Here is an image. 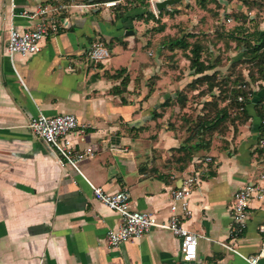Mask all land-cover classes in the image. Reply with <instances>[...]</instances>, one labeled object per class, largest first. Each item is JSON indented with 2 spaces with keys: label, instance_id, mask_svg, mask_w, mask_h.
Segmentation results:
<instances>
[{
  "label": "crops",
  "instance_id": "obj_1",
  "mask_svg": "<svg viewBox=\"0 0 264 264\" xmlns=\"http://www.w3.org/2000/svg\"><path fill=\"white\" fill-rule=\"evenodd\" d=\"M108 1L118 4L46 19L58 30L41 51L10 60L9 28L30 30L36 22L20 13L102 2L14 0L12 11L9 0H0V264H247L221 243L264 264V200L249 202L243 233L230 237L235 193L264 174V151L257 144L264 81L251 85L248 119L202 129L199 136L192 126L207 113L209 97L196 95L206 86L176 100L195 77L192 71L182 79L176 76L180 72H161L160 38L151 42L146 34L159 15L145 5L125 12L130 7L125 0ZM146 11L154 19L137 18ZM95 42L109 49L106 61H88ZM215 70L221 77L229 73ZM227 102H218L219 110ZM40 113L70 114L85 125L83 133L71 136L76 150L93 152L79 172L60 166L57 155L27 128ZM191 171L199 173L200 182L184 226L204 237L194 261L185 260L178 239L163 230L107 246V232L117 230L121 218L94 197L89 184L108 194L126 191L132 210L166 221L172 192Z\"/></svg>",
  "mask_w": 264,
  "mask_h": 264
},
{
  "label": "built area",
  "instance_id": "obj_2",
  "mask_svg": "<svg viewBox=\"0 0 264 264\" xmlns=\"http://www.w3.org/2000/svg\"><path fill=\"white\" fill-rule=\"evenodd\" d=\"M161 0H147L149 7L155 17L158 13L154 9V4ZM118 1H107L93 4H68V5H46L38 7L34 12H22L20 16L35 20V26L30 30H18L10 27L7 35L6 54L10 60L16 55L27 58L38 54L42 49V43L52 33L57 32L55 26H49L46 19L60 14L67 13L84 14L89 9H108L115 7ZM11 10L15 9L14 0H9ZM110 56L109 49L100 42L93 43L88 51L89 62L101 63ZM241 102L242 98L238 97ZM30 132L45 144L50 151L58 157L60 166H68L79 172V164L93 157L90 150L78 151L71 139L72 134L83 133L85 125L70 114H60L56 116H45L38 114L30 119L27 124ZM258 147L264 151V119L261 122V133L258 139ZM207 159L206 162H209ZM200 175L191 171L181 180L180 187L172 192V202L170 204V216L166 221H160L154 214L148 212L134 211L130 208V196L126 191L116 193H104L100 188L91 184L94 197L105 205L109 210L116 213L121 218V225L117 230L107 232L106 243L110 248H116L120 244L132 239H140L151 230L168 231L179 241V249L183 258L187 261H194L197 257V244L202 235L191 232L184 226V221L191 217L190 197L198 187ZM264 200V174L249 183L244 184L234 195L230 210L232 213V226L230 237L236 238L241 235L246 227L248 219V204L250 201ZM264 234V224L260 227ZM227 251L238 256L247 264H257V256H244L236 249L227 244H220Z\"/></svg>",
  "mask_w": 264,
  "mask_h": 264
},
{
  "label": "rangeland",
  "instance_id": "obj_3",
  "mask_svg": "<svg viewBox=\"0 0 264 264\" xmlns=\"http://www.w3.org/2000/svg\"><path fill=\"white\" fill-rule=\"evenodd\" d=\"M252 2L257 3L258 7L255 6L257 4L251 5ZM162 12L161 17L155 21L156 25L150 24L146 31V34L149 33L150 41L152 37H158L161 46L164 40L168 43L167 40L180 38H185L191 45L196 40L204 44L212 43V58L218 60V72L247 74L246 64L240 63L242 60L240 46L243 44L232 42L233 39L228 35L240 25L247 32L254 29L263 32L264 0H205L204 7L199 5V0H182ZM175 51L176 53L170 57L172 54L168 48L161 49L159 52L161 72H180L176 76L182 79L191 72L189 55L180 50ZM205 57L207 55L204 53V60Z\"/></svg>",
  "mask_w": 264,
  "mask_h": 264
},
{
  "label": "trees",
  "instance_id": "obj_4",
  "mask_svg": "<svg viewBox=\"0 0 264 264\" xmlns=\"http://www.w3.org/2000/svg\"><path fill=\"white\" fill-rule=\"evenodd\" d=\"M93 1L104 2L108 0ZM204 3L205 0H199V5L202 7H204ZM125 4L130 6L124 9L125 12L130 10L131 7L138 8V6L142 5H146V8L149 7V5H147V0H125ZM254 4L257 3H251V5ZM255 6L258 7V4ZM162 14L163 12L158 14L159 18ZM137 18L144 19L145 21H149V18L154 19L152 14L148 11L138 15ZM228 36L233 39L231 40L232 42L239 45L243 44V46H240L242 54V60L240 63L246 64V75H244L243 72H229L225 77H221L220 75L218 76L217 71L215 70L218 66V60L217 58H212V43L204 44L196 40L194 44L191 45L188 44L185 38L167 40L168 43L164 40L159 50V52H161V49L168 48L171 53L175 50H180L181 52L189 55V68L193 72L192 75L195 78L177 93L176 100L184 101V99H186L185 91L188 89L199 90L201 86H206L204 91H199L196 95L198 98L205 95L209 97V100L204 104V109L207 113L204 114L203 117H198L197 121L192 126L193 132H196L199 136L203 133L202 129L203 131L206 129L211 130L214 125L221 126L222 124L228 122L233 123L234 120L237 119H248L245 108L246 104L251 99V85L264 81V31L261 32L258 29H254L252 32H247V30L240 25L235 28V30H232ZM204 53L207 55V57H205L206 60L203 59ZM172 56L173 54L170 55V57ZM206 72L213 73L208 75L205 74ZM121 84H125L124 79ZM214 90H218V95L216 97L212 94ZM238 97L242 98L241 102L238 101ZM226 100H228L227 104L219 110L218 102H225ZM259 110L263 112V120L264 101H261V107ZM212 114H216V120L213 119L212 121L207 122ZM193 148L197 147L194 146ZM260 152H263V150H260Z\"/></svg>",
  "mask_w": 264,
  "mask_h": 264
},
{
  "label": "water",
  "instance_id": "obj_5",
  "mask_svg": "<svg viewBox=\"0 0 264 264\" xmlns=\"http://www.w3.org/2000/svg\"><path fill=\"white\" fill-rule=\"evenodd\" d=\"M182 0H161L159 2H156L153 6L157 13H160L162 11H167L169 7H172L176 4H179ZM187 1V0H184ZM132 31H127L126 35H132Z\"/></svg>",
  "mask_w": 264,
  "mask_h": 264
}]
</instances>
